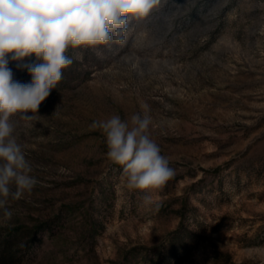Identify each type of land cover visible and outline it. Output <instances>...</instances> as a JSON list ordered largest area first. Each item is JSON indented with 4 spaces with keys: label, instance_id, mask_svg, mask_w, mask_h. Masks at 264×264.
<instances>
[{
    "label": "rangeland",
    "instance_id": "374dc122",
    "mask_svg": "<svg viewBox=\"0 0 264 264\" xmlns=\"http://www.w3.org/2000/svg\"><path fill=\"white\" fill-rule=\"evenodd\" d=\"M66 55L34 118L9 120L37 180L9 196L11 219L0 209L16 264H152L186 229L195 240L171 264H264V0H161L124 44ZM18 63L13 80L30 83ZM142 105L174 170L162 189H128L90 127H131Z\"/></svg>",
    "mask_w": 264,
    "mask_h": 264
},
{
    "label": "clouds",
    "instance_id": "9594fccd",
    "mask_svg": "<svg viewBox=\"0 0 264 264\" xmlns=\"http://www.w3.org/2000/svg\"><path fill=\"white\" fill-rule=\"evenodd\" d=\"M160 4L161 0H0V209L5 220L12 216L6 207L9 196L19 200L37 183L13 136L10 117L21 113V119L34 118L61 81L62 70L73 63L66 55L69 47L87 49L110 42L122 45L130 21L147 18ZM33 55L36 63H23ZM10 60L27 68L30 83L13 80ZM141 107L144 115L133 114L131 127L119 115L93 122L90 127L104 134L107 158L121 166L128 189H162L174 170L150 138L152 120L147 105ZM149 200L146 195L144 201Z\"/></svg>",
    "mask_w": 264,
    "mask_h": 264
},
{
    "label": "trees",
    "instance_id": "16d2710c",
    "mask_svg": "<svg viewBox=\"0 0 264 264\" xmlns=\"http://www.w3.org/2000/svg\"><path fill=\"white\" fill-rule=\"evenodd\" d=\"M16 237L17 233H14L0 242V264H16L19 261L17 255L13 251ZM190 239L192 241L195 240L193 236H191L190 231L187 229L185 231H180L171 239L170 248L167 251L169 254L166 255V252H161V258L153 261L152 264H171L172 260L169 257L171 254L177 261L181 260L182 254L186 248L185 245H187Z\"/></svg>",
    "mask_w": 264,
    "mask_h": 264
}]
</instances>
